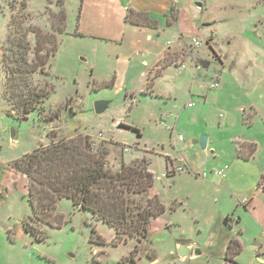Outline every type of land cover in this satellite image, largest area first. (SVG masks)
I'll return each mask as SVG.
<instances>
[{"label": "rangeland", "instance_id": "obj_1", "mask_svg": "<svg viewBox=\"0 0 264 264\" xmlns=\"http://www.w3.org/2000/svg\"><path fill=\"white\" fill-rule=\"evenodd\" d=\"M55 2L30 0L29 12L43 17L45 8ZM9 4L20 7V0H0V115L4 113L1 56L11 17ZM180 5L201 10L191 25L194 27L187 28L182 23L186 31L184 38L176 30L156 33L152 40H147L146 34L138 35L141 44L136 49L130 45L132 40L128 36L118 43L108 41L106 30H100V20L93 19V14L86 13L81 18L83 0H65L66 34L51 71L45 70L50 75L48 82L53 91L43 119L53 121L43 122L41 114L35 111L27 120L6 116L7 123L4 122L8 135L12 129L18 132L20 151L16 155L33 152L53 141L84 135L97 144L112 141L106 147L111 153L107 158L108 167L113 171L119 169L123 160L127 164L143 157L152 160L154 193H159L163 204H169L170 200L173 203L172 211L164 216L169 227L154 220L146 241L125 244L117 241L110 226L96 221L90 212L75 207L67 199L57 203L48 221L37 219L22 194L10 215L0 214V264H180L176 254L178 240H185L202 251V255L191 259L193 264H232L226 255L220 258L225 232L238 231V218L246 214L243 199L254 197L264 178V0H180ZM111 16L113 26L118 18ZM42 20L48 25L46 18ZM205 21L212 23L204 24ZM123 29L124 25L116 24L109 32L122 37ZM211 36L213 48L223 56L224 63L207 46ZM194 38L201 42L200 47H194ZM174 43L179 56H168L154 72L142 67L144 61L148 65L153 63L155 57L150 56V51L157 54ZM35 44L34 41L32 46ZM191 47L203 61L202 69L197 72L190 55ZM146 49L150 51L147 53ZM122 52L125 53L119 59ZM130 58L134 68L126 72L125 59ZM182 62L186 66L184 70L176 67ZM144 71L147 72L143 74ZM46 79L38 74L33 77V83L42 87ZM214 83L219 87L211 88ZM100 100L111 102L102 115L94 109ZM189 103L194 106L189 107ZM203 104L208 107L203 109ZM226 104H243L242 108L254 104L255 110L246 107L239 125H227L235 112ZM9 109L6 107L7 112ZM69 111L75 114L74 118L70 119ZM239 112L241 117L243 110ZM180 135L185 138L184 143L177 140ZM203 137L210 138L211 148L202 149ZM239 137L244 141L256 140L259 150L256 146L250 155V145L254 144L249 141L250 144H245V156L241 155L243 146L236 141ZM193 139L197 141L196 152H181ZM236 150L239 159H233L232 151ZM179 152L197 166L198 173L208 174L207 181L214 182L213 187H206L202 179L188 171L163 179L165 156L176 159ZM175 165L178 166L177 162ZM221 170L226 176L231 173L222 183L214 175ZM220 210H225L223 214L230 210L233 216L229 220L217 219ZM236 213L239 217H235ZM212 216L213 225L222 223L227 228L210 227ZM252 254L247 250L238 257L242 260L234 263L254 264V258L259 261L256 253Z\"/></svg>", "mask_w": 264, "mask_h": 264}, {"label": "trees", "instance_id": "obj_2", "mask_svg": "<svg viewBox=\"0 0 264 264\" xmlns=\"http://www.w3.org/2000/svg\"><path fill=\"white\" fill-rule=\"evenodd\" d=\"M29 1L20 0V7L9 4L11 17L1 56L4 72L2 98L5 106L10 108L8 117L24 121L32 112L38 111L40 119L49 122L53 120L43 119L53 91L48 72L66 34L65 2L56 0L55 8L47 6L43 17H37L29 12ZM48 3L52 5L51 1ZM44 18L48 25L44 24ZM32 54L34 56L30 58ZM38 74L47 78L45 86L33 83V77ZM135 131L141 137L140 132ZM106 144L112 142L97 144L84 135L60 139L13 161L11 167L29 181L26 200L35 218L48 221L57 203L67 199L75 207L90 212L96 221L110 226L118 242L142 243L148 238L151 223L166 212L161 199L154 193L151 162L146 157L130 164L123 160L119 169L113 171L108 167L107 158L111 153ZM244 146L240 151L243 156ZM250 147L251 155L256 145ZM242 251V244L233 237L226 260L232 263Z\"/></svg>", "mask_w": 264, "mask_h": 264}, {"label": "crops", "instance_id": "obj_3", "mask_svg": "<svg viewBox=\"0 0 264 264\" xmlns=\"http://www.w3.org/2000/svg\"><path fill=\"white\" fill-rule=\"evenodd\" d=\"M52 8H55V6L53 5ZM200 8L205 10L203 5H201ZM191 11H194L193 12L195 14L194 19H192L190 16ZM200 12L201 10L199 9L194 10L191 7L181 6L180 0H83V9L81 13L82 14L81 18L86 13L93 14V19L97 17L100 20V23L98 25L100 30H106L104 32L106 33V37L108 41L113 42V43L114 42L118 43V42L126 40V36H128L129 38L127 39L132 40L131 41L132 43L130 45L138 49L140 47L139 45L141 44L140 43L141 41L137 38L138 35L140 37L141 36L143 37V35L146 34L147 40L148 39L152 40V38L155 36L156 33L158 35H161L162 33L166 34V33L172 32V30L174 31L176 30L179 33V37L181 36L182 38H184L186 31L182 28L181 26L182 23L184 22L187 28L194 27V26L191 27V25L193 21H196V15H199ZM111 15H114L115 18H118V22L115 23L113 26L111 25L113 22V17ZM85 18H87V16ZM174 18H177V21L174 20ZM211 23H212L211 21H205L204 24H211ZM116 24L124 25V29H123L124 31L122 32L124 34L122 35V37L121 36L119 37L116 34H112L109 32V30L114 28ZM148 24H150L151 26H149ZM179 24L182 30L179 29V26H178ZM176 25H177V28H176ZM207 41L209 42V43L207 42L208 43L207 46L209 47V49L214 51L215 57L216 58L219 57L218 59L222 60L221 62L224 63L223 56L218 54L217 51H215V49L213 48V45H214L213 37L212 36L208 37ZM146 50H147V53L148 51H150V49H146ZM124 53L125 52H122L120 54L119 59L122 58L121 55ZM155 53L151 51L149 52L152 58L155 57V59H152L153 63H150L151 65H148L145 61L142 64V67L146 69L147 71L151 69L150 71L154 72L156 70L155 68L165 58L171 55H174L177 57L179 56L178 54H180V52L178 51V46L175 43L173 44V46L169 45L167 46V49H161L157 54ZM184 53L185 52H182V54ZM130 56H132V53H130ZM191 57H193L192 60L195 65L196 72L197 70L200 71L202 69V66H201L202 60L200 61V58L199 57L197 58L194 52H193V55H191ZM125 60L127 61V65H126V72H127L134 67H132V64L129 62L131 58L125 59ZM204 63H208V62H204ZM182 64H184V62H182ZM180 65L181 64L176 65V67H179ZM1 70L3 71V68H1ZM147 71H144L143 74H145ZM221 82L222 80L220 81V84ZM189 104H192L191 107L194 106L193 103H189ZM2 106H3L4 113L3 115H0V214L7 213L10 215L12 212L11 211L12 208L16 205L18 200H21L19 196L20 195L22 196V194H24L23 197L26 198V195L28 193V185H29L28 179L25 176H23L21 173L14 170L11 167V163L17 159L22 158L26 154H28V151L25 152L22 156L16 155L18 151H20L17 146L18 139L15 142H13L11 140L10 134L8 135L7 132L5 131L4 122L7 123V118H5L7 116V110H6L5 104H3ZM242 106L243 104H233V105L226 104V107L228 109L231 108L233 112H235V115L232 113L231 118L230 117L228 118L229 124L227 125H239L240 119L242 121L243 115L246 112L245 110L246 107L249 106L251 110H255L254 104L244 106L243 108ZM205 107H208V105L203 104L202 108L205 109ZM238 109L240 111L243 110V113H241V117H240V112ZM256 119H255V122H256ZM224 128H226L225 122H224ZM171 132L174 133V130ZM180 137L182 136L180 135ZM180 137L178 136L177 140L181 143H184L185 138L181 140ZM236 141H238V144L242 146H244L245 144H250L249 141H251L253 142L252 144H255L258 147V150L260 148V146L258 145L259 143L254 139H247V141H244L243 139L239 137L237 138ZM109 142H112V141H109ZM191 142H194V143L191 144ZM191 142L185 144L183 148L181 149V152L185 150L187 151L193 150L196 152V149H195V146H196L195 143H197L196 139H193ZM210 142L211 140L210 138H208L207 149L211 148ZM232 153H233L232 154L233 159L234 157H237V159H239L237 150L235 151V153L232 151ZM165 158H166L165 159L166 169L168 167L169 162H172V163L178 162V165H183L185 168V171L178 173V174L186 173L187 171L191 173H195L197 178L202 179L204 181V184L206 185V187H209L208 185H211L213 187L214 182L207 181L208 174L206 172L203 174L198 173L196 169L197 166L194 167V165L190 163L189 158H187L186 156H183L180 152H179V157H177L176 159L172 158L171 156H165ZM149 161L152 164V160H149ZM223 162L225 161L223 160ZM226 170L227 171L229 170L228 166H226ZM150 171L154 174V172L152 171V168H150ZM175 175L176 174L171 175L168 179L172 178ZM214 175L215 177H219L216 175V171L214 172ZM230 175L231 173L226 176V172H225V176L220 177L222 179L221 183L224 180L227 181ZM229 181L231 182V179ZM262 182H263V179L259 183L258 190L254 197L252 198L250 197L249 199L247 198L243 199V202L245 203L244 204L245 212L247 215L243 213V214H240V217H239L236 213L235 217H239L237 221V226H236V229L238 231H236V233L234 234V233H230V229H229L227 232H225L226 236L224 238V242L222 243L221 246L219 245L220 253H221L220 258H222L223 256L225 258L227 248H228V245L231 239L234 237L240 241V243L242 244L243 251L240 255H238L235 258L232 264H235L234 262L236 261L242 260L238 257L241 256L243 252L247 250L252 251L254 255L256 253L257 258H259V261L258 259L254 258L252 263L254 262V264L256 263L264 264V259H263V256H264V192H263L264 182L263 183ZM218 186H221V185L218 184ZM158 194L159 193H157V195ZM175 202H177V200ZM163 205L166 208V212L163 215V217L157 219V221H162V223L166 224V220L164 216L167 215L169 210L170 212L172 211L173 203L170 200L169 204H163ZM187 208L188 207L186 206L184 210L185 211L188 210ZM221 210H220V215L217 219L223 220V218L225 217L227 218V220H229L230 217L233 216V213L232 212L230 213V210H228L226 214H223L225 210L224 211H221ZM209 220H210L209 222L212 223L210 224V227H215L217 229L219 226L218 223L213 225V223L215 222L214 216H212ZM184 223L187 225L189 224L186 220L184 221ZM220 224L221 226L219 227H221V230H224V228H227L226 225L222 223ZM167 227H169V225H167ZM181 243L188 244V242L185 240H178L177 246ZM178 258L177 260L179 261L180 264H193L192 263L193 260L191 259H193L194 257H191L187 260H182L181 258L180 259Z\"/></svg>", "mask_w": 264, "mask_h": 264}, {"label": "water", "instance_id": "obj_4", "mask_svg": "<svg viewBox=\"0 0 264 264\" xmlns=\"http://www.w3.org/2000/svg\"><path fill=\"white\" fill-rule=\"evenodd\" d=\"M200 7L202 4H198ZM111 102L110 101H106V100H100L98 102L95 103L94 105V109L96 114L98 115H102L104 114L110 107ZM69 117L70 119L74 118L75 114H72L71 111H69ZM10 137L11 140L13 142H15L18 139V132L15 129H12L10 131ZM207 145H208V137H203L201 140V147L203 150L207 149ZM178 256L182 259V260H187L191 257H197L202 255V251H199L195 248V245L193 244H187V243H181L178 245V251H177Z\"/></svg>", "mask_w": 264, "mask_h": 264}, {"label": "built area", "instance_id": "obj_5", "mask_svg": "<svg viewBox=\"0 0 264 264\" xmlns=\"http://www.w3.org/2000/svg\"><path fill=\"white\" fill-rule=\"evenodd\" d=\"M193 44L195 46H199L200 45V43L196 39L193 40ZM185 68H186V66L184 64H181L179 66L180 70H184ZM218 87H219V84H217V83L211 84V88H218ZM189 106L191 107L192 104H189ZM180 139L182 140L183 138L180 137ZM171 166H169V168L163 174V176H162L163 179L169 178L171 175L178 174V173H181V172L185 171V168H184L183 165H178V166L174 165V167L170 168ZM216 175L219 176V177H224L225 176V172L223 170L216 171Z\"/></svg>", "mask_w": 264, "mask_h": 264}, {"label": "bare ground", "instance_id": "obj_6", "mask_svg": "<svg viewBox=\"0 0 264 264\" xmlns=\"http://www.w3.org/2000/svg\"><path fill=\"white\" fill-rule=\"evenodd\" d=\"M193 40H194V39H193ZM196 40L200 43L199 46H195V45L193 44L194 47L197 48V47H200V46H201V42H200L198 39H196ZM190 50H191V54H190V55H193V52H194V51H193V48L191 47ZM125 151H127V150H125ZM173 164L175 165V163L169 162L167 169L169 168V166H171V165H173ZM177 164H178V162H177ZM167 169H166V170H167ZM165 172H166V171H165ZM165 172H164V173H165ZM164 173H163V174H164ZM152 174H153V173H152ZM163 174H162V175H163ZM153 175H154V174H153ZM154 178H155V175H154Z\"/></svg>", "mask_w": 264, "mask_h": 264}, {"label": "flooded vegetation", "instance_id": "obj_7", "mask_svg": "<svg viewBox=\"0 0 264 264\" xmlns=\"http://www.w3.org/2000/svg\"><path fill=\"white\" fill-rule=\"evenodd\" d=\"M177 254V253H176Z\"/></svg>", "mask_w": 264, "mask_h": 264}]
</instances>
